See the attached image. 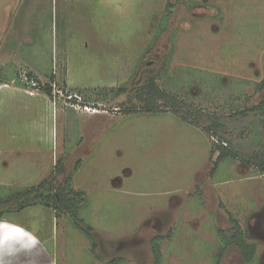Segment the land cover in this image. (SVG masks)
Listing matches in <instances>:
<instances>
[{"label": "rangeland", "instance_id": "1", "mask_svg": "<svg viewBox=\"0 0 264 264\" xmlns=\"http://www.w3.org/2000/svg\"><path fill=\"white\" fill-rule=\"evenodd\" d=\"M173 44L159 83L189 109L231 114L264 96V0H0V69L27 83L0 81V185L39 184L61 158L85 192L76 217L6 215L0 264H157L151 240L171 231L166 264H214L228 211L258 252L247 263L230 247L223 264H264V174L236 159L211 176L216 138L164 101L157 114L124 110L139 104V61Z\"/></svg>", "mask_w": 264, "mask_h": 264}, {"label": "trees", "instance_id": "2", "mask_svg": "<svg viewBox=\"0 0 264 264\" xmlns=\"http://www.w3.org/2000/svg\"><path fill=\"white\" fill-rule=\"evenodd\" d=\"M167 16L164 17L161 27L157 28L154 33V39L160 35L166 25ZM61 23L57 21V26ZM175 46L167 49L157 59L147 61L142 58L137 64L134 72V99L139 103L131 102L130 107L125 108V112L130 114L136 113H152L167 111L166 108L159 105L160 101L170 104L171 110L176 116L184 122L200 126L212 137L216 138L213 151H218L215 159L214 167L211 174L214 175L219 165L224 160L239 159L247 166L254 168L261 174H264V96L262 99L252 106L236 110L231 114H218L207 111L191 110L184 101H180L170 92L164 90L159 79L166 74ZM146 57V56H145ZM27 81L37 80L32 72H27ZM50 84L42 87L43 91L48 95H53L52 84L56 77L50 74ZM16 81L18 85H27L22 76L15 79L13 76L5 75L0 69V81L10 82ZM264 84V83H263ZM82 92V89H77ZM76 101V99H75ZM82 159H79L75 165V172L82 165ZM58 175L64 176L59 179ZM74 173L65 174V165L59 158L54 166V173L44 178L39 184L29 187H20L5 190L0 185V221L6 215L19 213L25 209L37 205L45 206L53 209L57 217L61 213L76 217L79 209L85 203V192L76 190L73 186ZM229 213L230 226L227 228L217 229L219 238V251L214 255V264H223V259L228 248L236 247L243 259L247 263H253L256 259L258 248L257 244L249 240L247 229L241 224L238 218ZM77 227L82 228L80 223ZM86 233L92 239V247L95 250L97 246L96 239L88 233L91 226L86 228ZM163 236L157 235L152 238V251L157 264L162 263L163 253L161 249V241Z\"/></svg>", "mask_w": 264, "mask_h": 264}, {"label": "crops", "instance_id": "3", "mask_svg": "<svg viewBox=\"0 0 264 264\" xmlns=\"http://www.w3.org/2000/svg\"><path fill=\"white\" fill-rule=\"evenodd\" d=\"M231 160H228L227 159V163H229ZM244 164V163H243ZM244 166H247L246 164H244ZM226 168H227V166H226ZM228 169V168H227ZM216 174V173H215ZM214 174V175H215ZM245 174V173H244ZM249 174V173H248ZM245 175H247V174H245ZM211 176H213L212 174H211ZM247 176H249V175H247ZM216 233H217V229H216ZM161 235V234H160ZM172 235H173V231H171L170 232V234H165V236H163V235H161V236H163L164 238H163V240L161 241V249H162V243L165 241V240H171V237H172ZM154 237V236H153ZM151 242H152V240H151ZM150 245H151V243H150ZM152 246V245H151ZM162 253H163V261H162V264H166V261H165V258H166V256H165V253L162 251ZM116 263V262H115Z\"/></svg>", "mask_w": 264, "mask_h": 264}, {"label": "built area", "instance_id": "4", "mask_svg": "<svg viewBox=\"0 0 264 264\" xmlns=\"http://www.w3.org/2000/svg\"><path fill=\"white\" fill-rule=\"evenodd\" d=\"M92 105H85L86 110H89V108H92Z\"/></svg>", "mask_w": 264, "mask_h": 264}, {"label": "flooded vegetation", "instance_id": "5", "mask_svg": "<svg viewBox=\"0 0 264 264\" xmlns=\"http://www.w3.org/2000/svg\"><path fill=\"white\" fill-rule=\"evenodd\" d=\"M248 227H249V225H248Z\"/></svg>", "mask_w": 264, "mask_h": 264}]
</instances>
